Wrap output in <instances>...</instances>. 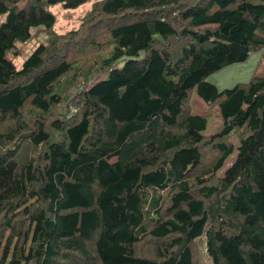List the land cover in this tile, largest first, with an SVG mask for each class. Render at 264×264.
<instances>
[{"label": "trees", "instance_id": "1", "mask_svg": "<svg viewBox=\"0 0 264 264\" xmlns=\"http://www.w3.org/2000/svg\"><path fill=\"white\" fill-rule=\"evenodd\" d=\"M86 1L0 0V264H264V72L207 81L264 50V0H98L56 34Z\"/></svg>", "mask_w": 264, "mask_h": 264}, {"label": "rangeland", "instance_id": "2", "mask_svg": "<svg viewBox=\"0 0 264 264\" xmlns=\"http://www.w3.org/2000/svg\"><path fill=\"white\" fill-rule=\"evenodd\" d=\"M98 0H87L81 6L71 9L65 10L61 5H55L48 8L49 12H51L56 19L55 25L53 27V31L56 34L62 35L68 31L76 30L80 27L82 20L85 15L90 11L94 2ZM3 20V16H0V22ZM32 38L30 41L17 44V48L19 50V56L13 57L10 53H7L6 57L11 58L14 62V65L19 68L25 58L39 45L45 44L46 34L43 31H33ZM122 61H119L116 64V67H120L122 65ZM233 67V68H232ZM253 60H247V62L241 64H235L231 67H227L217 73L210 75L207 78V81L214 84L219 91L227 90L232 88L237 83H248L254 74H260L263 71V68H260L257 73L255 71L256 67ZM251 73L249 74V72ZM105 74L101 75L100 78H104ZM189 109L192 113L196 115H204L207 117V128L205 131V135L209 136L214 134L221 125V121L219 118V111L216 105H207L196 95L195 89L191 92L189 98ZM233 144H237V139L235 135H232L229 138ZM235 158V151L227 157L224 161L223 167L218 171V174L221 175L225 168H227ZM199 254H198V264H212L206 254L204 253V249L202 247V243L199 240L198 243Z\"/></svg>", "mask_w": 264, "mask_h": 264}, {"label": "crops", "instance_id": "3", "mask_svg": "<svg viewBox=\"0 0 264 264\" xmlns=\"http://www.w3.org/2000/svg\"><path fill=\"white\" fill-rule=\"evenodd\" d=\"M251 59L253 60V62L255 64V67H256L255 71H256V73H257V71L260 68H263V71L260 72V74H262L264 72V50H261V51H258V52L253 53L247 60H251ZM244 64H245V62H244ZM255 67H253V68H255ZM250 73H251V71L249 72V74Z\"/></svg>", "mask_w": 264, "mask_h": 264}]
</instances>
